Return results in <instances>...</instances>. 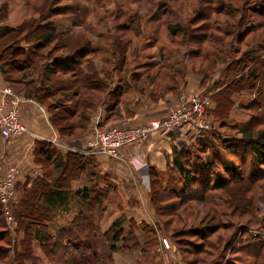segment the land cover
Returning a JSON list of instances; mask_svg holds the SVG:
<instances>
[{"label":"trees","instance_id":"trees-1","mask_svg":"<svg viewBox=\"0 0 264 264\" xmlns=\"http://www.w3.org/2000/svg\"><path fill=\"white\" fill-rule=\"evenodd\" d=\"M138 1L128 0L127 3L130 6V4H136ZM142 1H146L155 8V14L151 15L149 21L150 23L157 22L154 30H151V35L143 40V44L145 42L144 51L146 48H154L159 45L160 29H164L170 38L168 42L172 46L171 50L175 53L174 43L179 46L176 50L184 48V52L180 51L179 53H185L188 60L194 61V68H192L199 75L202 74L203 79H208L214 73L217 64H221L223 59L224 62H227L236 55L241 54V58L238 59L237 63L235 61L230 62V65L237 64L236 67L229 66L225 71V78H228L231 83L228 85L227 90L233 91L232 87L229 86H234L239 82L245 83V86L242 87L248 88V90L254 89L257 82L260 84L261 80L256 68H252L246 74H241L239 73V66L245 64L241 68L243 69L252 64L259 66L261 62L255 54L259 48L264 51V0H193L196 8L187 11L190 14L187 19H184L178 10L185 12L191 0ZM89 2L90 0H71L69 9L72 17L66 20L70 23L69 27L74 26L83 29V35H78L73 40H69L72 32L71 28L64 29L61 23H56L50 19L63 12L54 11L53 4L48 2L47 5L46 0L25 1L26 12H30V19L24 20L16 27L0 29V72L3 80L11 86V81L14 78V81L20 85L21 96L35 100L45 109L49 115L52 128L63 140L78 138L82 135L94 108L99 104V100L104 112H113L122 96L123 86L126 85L131 88V84L127 83L125 79L131 70L126 72L125 68L127 58L131 56L132 24L135 21L134 17H136L135 13L137 12L131 11L134 17L128 18L125 23L118 24L115 33L105 37L112 44L110 46L114 48L115 52L109 53L111 56H108V53H100L103 50L102 45H92V40L86 34L91 29V26L85 23ZM174 2H178L176 5L178 10L175 5L173 7ZM249 6H255L258 11L247 12ZM50 10L52 11L46 14ZM237 12L240 13V17L235 19L234 14ZM126 13L125 10L119 8L116 16L121 17ZM129 14L128 12L127 16ZM167 14L170 18H167ZM246 14H251L252 17H247ZM35 16H37L36 19H34ZM6 18L7 5L3 4L0 7V22H3ZM39 18H43V20L39 22L37 20ZM257 18H260V21ZM250 22L253 25L247 29L245 26ZM234 24L233 32H228L230 29L227 28H232ZM257 32L258 37H263L262 40H259L261 38H258V40L253 39L255 37L254 33ZM56 46L60 49H68V51L66 53H55L48 48H55ZM142 46L134 52L136 57L142 51ZM243 47L245 51H243ZM168 58L166 56L162 57L163 61L160 59L159 61L144 63L142 66L144 73L129 75V78L136 80L137 83L144 81L155 84L157 83L155 79L147 75L154 68L156 73H159L160 70L163 71V74L160 75L162 77L161 81L157 84H161L162 87L167 86L170 92L177 91L183 83L185 77L183 71L186 68L181 67V64H176L177 66L175 63L169 64ZM96 59H99L97 65L94 62ZM134 60L132 59V61ZM196 60L199 63L197 69ZM137 67L139 66H133L132 68ZM236 76H239V78L237 79ZM137 86L139 88L138 84ZM162 87L156 85L155 92H152V94H160ZM134 88L138 90L135 85ZM14 90L17 93L20 92V90ZM224 92L220 94H224ZM218 93L214 94L215 98L220 96ZM97 95H99V99L96 101ZM225 99L227 100L226 97H221L217 104L222 103L225 106ZM258 106L262 108L264 103H256L257 109ZM208 113L214 114L209 109L206 111V114ZM262 123L264 121L256 120L257 125ZM253 128L254 126L250 128L241 127L238 131L241 136L239 140L221 141V145H217L210 140V130L202 129L199 138L189 145H185L186 148L182 152H176L173 158L174 167L176 168L175 173L180 184L185 187H182V189L193 191L194 186L197 184L203 187L201 193L194 196L188 195L185 198L187 193L184 192L185 196L183 198L175 197L177 201H174L173 204H164L165 199L162 198V193L159 194L156 189L150 196L149 204L154 208L153 211H155L157 218L163 215L170 218L182 215L180 217L182 219L181 228H179L178 233L187 235L191 240H194L190 242L191 244L187 243L191 247V252L208 255L207 249L217 251L219 246L223 244L221 249L222 252L226 253L233 242L236 243L234 234H226L225 237L222 234L230 229L218 220L219 215L222 213L218 211L219 205L215 204L218 202L217 197L220 200V205L225 208L226 216L236 218L239 221L241 217L245 216L244 212L247 211L248 215L249 213L250 215L253 214L250 207L254 195L251 194L256 196L257 193L253 188H258L264 195V130L255 131ZM38 145L41 147L40 144ZM44 145L46 153H43L40 148L42 153H39L43 157L39 155L38 158L43 164V178L49 176L50 169L54 167L60 169L59 181L55 183L58 185L55 189H52L49 184L43 181L42 176L39 177L38 175L35 177L30 189L25 191L23 198L17 200L16 204L13 205L14 235L16 237L21 233L24 235L17 246L12 244L8 248L0 247V264H35L37 258L32 252L36 250L41 251L45 259L52 264H115L113 261L114 254L139 247L140 242L130 227L131 220L128 221L129 226H127L126 232L123 224H117L116 222L107 231H103L100 224L104 216L105 193L95 186L81 191L76 196L77 199L74 202L75 212L71 218L64 217L61 219L60 224H55L53 233L42 232L45 229V222L52 224L53 214L51 215L47 204L55 201L66 206L65 199L59 200L61 198L59 193L61 192L62 182L66 184L67 182H64V179L68 181L69 178H78L88 163V157H84L79 151L69 152L64 162L61 157H55V153L52 155L47 146L48 144ZM219 149L229 150L230 154H235V156L240 153L242 155L249 153L250 163L254 166L252 172L257 173V176L260 175L258 180L254 179L252 181L248 177L252 172L246 171L244 166L227 163L222 159L219 160V157L216 156V151ZM89 150L91 151V149ZM189 151L192 156H190ZM241 156H239V159L242 163H245ZM49 159H51V164L48 163ZM196 161L203 165L208 179L202 177L204 171L197 172ZM190 162H194L192 169L189 168ZM217 166L220 171L222 170L223 175L216 172V170L213 173L210 171ZM150 174H152V171ZM244 174H247V176L244 177ZM150 176L151 184L154 181H160L158 175ZM248 180L251 182H247ZM205 183H208V185ZM244 183L248 186L240 192L239 186ZM254 184L257 185L254 186ZM232 185H237L236 191L231 190ZM234 198L238 201H235ZM165 202L167 201L165 200ZM192 202L202 204L199 206H201L205 215L199 220L197 219L195 224L187 226L191 219L190 216L195 215V211L191 208L186 209L188 210L187 214L182 212L180 214L179 211L183 207L189 208ZM242 202L245 204L240 207ZM169 206L170 209L168 210ZM207 218L210 221L205 222ZM2 219L5 222L0 206V220ZM168 222L163 221V226L160 223L159 230L165 236L167 235L168 239H171L177 247L179 243L176 241V232L166 234ZM0 228L2 240L5 241L8 238L6 242L10 241L7 226L3 224L0 225ZM149 232L154 235L151 228ZM211 240H215V242ZM151 241L155 245V239L145 241L142 253L147 251L148 246H151L149 243ZM33 242L38 244V246H35L36 249L32 245ZM240 248L242 251L245 249L250 252L248 256L251 262L246 264H264V242L253 241L247 243L246 248ZM180 250L185 253L181 248ZM199 261L206 262L205 259L198 260L195 258L186 264H197ZM213 264L220 263L214 261Z\"/></svg>","mask_w":264,"mask_h":264},{"label":"rangeland","instance_id":"rangeland-1","mask_svg":"<svg viewBox=\"0 0 264 264\" xmlns=\"http://www.w3.org/2000/svg\"><path fill=\"white\" fill-rule=\"evenodd\" d=\"M26 2H28V0H0V7L3 4L7 5V18L6 20H4L3 22H0V29H5L8 27H16L18 26L21 22H23L24 20H28L30 19V12H26L27 11V6H26ZM47 1V5L48 2L50 4H53L52 7L54 11H62L63 13L60 14H56L52 19L54 22H58L61 23L63 25V28L66 29L70 26V23L67 21L68 19H71L72 14L71 11L69 9V6L71 4V0H46ZM128 0H104V1H100V0H90L89 4H88V15L85 18V23L86 25L91 26V29L88 30L86 32L87 36L89 39L92 40L93 44L92 45H102L101 48H103L102 51H100V53H108V56L110 55L109 53H115L114 52V48H112L110 45H112L111 43L108 42L107 38H105L107 35L109 34H113L115 33V28L118 24H122L127 22L128 18H133L134 14H131L132 12H137L136 17H134V22L132 24V32L133 34H131V56H129L127 58V63H126V72L130 71L132 72V70H134L132 67L133 66H139L137 68H140L147 63H150L151 61H159L161 59V61H163L162 57H166L168 56L169 60L168 63L169 64H173L175 63V65H180L181 67H185L186 70L183 71L184 74V79L187 80L186 78H188L189 82H193V78L196 77L198 83L197 84H191L188 85V87H186V84L183 83L179 86L178 90L175 92H170L168 95H174L173 98H171V101H169L168 98H165L164 95H162V99L164 100L162 102V104H164L166 106L165 110L167 109L168 106H170L172 104V102L177 98L178 101L180 99V95L184 94L185 97L187 96H197V95H202L203 93L206 95H210V97L212 96L211 99V105H210V110L213 111L214 114H209L207 118L202 122L203 125H205L206 130H210L209 133V138L210 140H212L215 144L217 145H221V141H225V140H239L241 138L240 134L238 133V131L240 130L241 127H246V128H250L251 126H254L253 130L258 131V130H264V123L257 125L256 124V120H260V121H264V107L261 108V106H258V109L256 108V103L260 102V103H264V51L259 48L258 52L255 54L257 55L258 59L261 61L259 63V66L257 65H249L246 66L245 68L241 69L243 67V65L245 64H241V66H239V73L241 74H246L247 72H249L252 68H256L258 71V75L260 78V84L259 82H257L254 86V89L252 90H248V88H244L242 86H245V83L243 82H239L236 83L234 86H229L232 87L233 91H228V85H230V81L228 78H225V71L227 70V68L229 66H234L236 67V65H230V62H236L238 61L239 58H241V54L236 55L235 57H233L231 60H228L227 62H224V59L222 60L221 64H217L214 73L209 76L208 79H203V75L202 74H198L197 72H195V70H193L194 68V61L193 60H188L185 56V53H179L180 51L184 52V48H179L180 50H176L179 46L176 45L174 43L173 45V49H175V53L173 52L172 46L171 44L168 42L169 41V37L166 33V31L164 29H160V43L159 45H156L154 48H146V50L144 51V45L145 42L143 44V40H145V37H148V35H151L152 31L154 30L155 24H157V22L155 23H150L149 18L151 17V15L155 14V8H153L151 5H149L146 1H142L139 0L136 4H133L130 6L127 3ZM163 1V0H161ZM178 2H174L173 3V7L175 5V8L178 10V7L176 6ZM46 5V6H47ZM50 6V5H49ZM188 8L186 9L185 12H182L181 10L179 11V14L184 18L187 19L190 17V14L187 12L188 10L191 11L193 8H196V4L194 3L193 0L190 1L189 6H187ZM119 8L125 10L127 13L124 16H116V13L119 11ZM255 6H249L247 9V12L251 13V11L257 10V8L255 9ZM52 9V8H51ZM68 9V10H67ZM52 10H50L49 12H47L46 14L50 13ZM258 11V10H257ZM128 12L130 13L129 16H127ZM138 15V16H137ZM246 16H251V14H246ZM235 19L240 17V13L237 12L236 14H234ZM252 17V16H251ZM37 16H35L34 19H36ZM167 18L168 14H167ZM67 19V20H66ZM259 19V20H258ZM39 22H41L43 20V18H39L37 19ZM258 21H260V18H257ZM37 21V22H38ZM173 21V20H171ZM247 22V20H246ZM60 24V25H61ZM253 24L250 22L249 24H247L245 27L248 29L252 26ZM71 28V27H69ZM233 28H235V24L234 26L231 28H227L230 29L228 30V32H233ZM72 32L70 33L71 35L69 36V40H73L76 36L78 35H83V29H81L80 27H72L71 28ZM152 30V31H151ZM40 33V32H39ZM263 33V32H262ZM255 37H253L254 40H258V32L254 33ZM128 37V36H127ZM263 38V37H262ZM259 39V40H262ZM264 39V38H263ZM54 44V43H53ZM143 44V46H142ZM176 45V46H175ZM140 46H142V51H140V53L136 54L134 53L137 49L140 48ZM165 46V48L163 49V47ZM241 46V45H240ZM49 50H53L55 53H66L68 51V49H60L59 47H55V48H51L48 47ZM46 48V49H48ZM171 50V51H170ZM169 51V52H168ZM243 51H245V48L243 47ZM111 56V55H110ZM135 57V58H134ZM132 59H135L134 61H132ZM196 69L199 67V63L198 60H196ZM95 64H99V59H96ZM193 64V65H192ZM176 65V66H177ZM101 66V64H100ZM193 67V68H192ZM135 70H138L135 68ZM134 70V71H135ZM156 69H152L150 70L149 75L151 78L155 79V82H160L161 81V74H163V71L160 70L159 73H156L155 71ZM158 71V70H157ZM257 74V73H256ZM157 75V76H156ZM163 76V75H162ZM187 76V77H186ZM119 77V76H118ZM236 78L238 79L239 76H236ZM153 79V80H154ZM12 82V87L16 90H20V85H18L13 78ZM116 83V82H114ZM159 87H162L161 84H156ZM10 85L7 86V88L11 91V93L16 96L19 97L20 101L18 102V106L21 102L24 101V99L20 96V94L22 95V92H16ZM114 86V84H113ZM241 86V87H240ZM218 90V91H217ZM162 91V89L160 90V92ZM224 92V94H220L221 92ZM217 92H219L218 94H220V96H217V98L214 97V94H216ZM99 95L96 96V101L99 99L98 98ZM151 97H156V94H151ZM214 97V98H213ZM221 97H226V104L225 106L222 105V103L217 104ZM126 98V96H125ZM159 98V97H158ZM122 101V100H121ZM99 104L94 108L93 112H92V116L88 122V124H91V129H90V133H91V138L90 140H92V130L94 128H98L101 129V127L99 126H95L94 122H95V118L96 116L99 115V113H101L102 115V120L104 121L105 118L108 115V112H103L102 108V104L100 105L101 101L99 100L98 102ZM177 104V103H176ZM175 105H172L169 108H172ZM112 113V112H111ZM168 113V112H167ZM114 114L112 113L111 116H113ZM161 119V118H160ZM159 118H154V120H142L141 121H137L138 123L135 122H130L127 120H123L122 124L125 123H130V124H143V123H150L152 121L155 120H160ZM21 120V119H20ZM22 122V121H21ZM23 123V122H22ZM87 124V125H88ZM113 126H117L116 124H109L106 125V127L104 128H108V127H113ZM87 128V127H86ZM20 137V136H19ZM69 137V136H68ZM3 139V138H2ZM7 140V139H4ZM89 142H87L86 144H88ZM92 144V143H91ZM186 148V146L184 145V147H182L180 149V152H182V150ZM211 152V151H210ZM208 152V153H210ZM96 152H92V154H90L91 156H95ZM217 157H219L218 159H222L224 162L227 161V163H231V164H240L242 166H244V168L246 169V171L248 172H252L253 170V164L250 163V154L246 153L244 155H242L241 153L239 154V152H237V154H239L238 156L231 155L229 150H217ZM190 156H192V153L189 151ZM194 154V153H193ZM242 155V156H241ZM239 156H241V158H243V160L245 161V163H242L241 160L239 159ZM191 159V158H189ZM194 163V162H193ZM190 162V167L192 169V164ZM196 163V170L197 172L200 171H204L202 173V177H207L208 179V175L205 174V170L203 168L202 164H199L197 161ZM2 165V164H0ZM147 167L144 166L143 169ZM10 168H6L5 170H3V165H2V170L0 171V176H4L6 171H8ZM194 169V168H193ZM255 169V168H254ZM216 170V172H219L223 175L222 170L220 171L218 166L216 168H214L212 171V173ZM170 171V170H169ZM169 171H167L165 173L166 178L161 179L158 182L154 181V178L152 176V179L154 181V183L151 184L150 182V173L146 174L148 175L146 180H147V195H148V200L150 202V196H152L154 189H156V191L160 193H162V198H164L167 202H165V200L163 201L164 204L168 203V204H173L175 200V197H179V198H183L185 195L183 194L184 192L187 193V195L185 196V198L189 195H197L200 194L203 187L202 186H198L197 184L194 186L193 191L192 190H186L185 191V187L182 186V184H180L179 180H178V176L177 174H173V173H169ZM257 173L252 172L251 175H248V177H250V179H252V181L255 179L258 180L260 175H256ZM196 175V174H194ZM247 174H244V177H246ZM200 178V177H199ZM250 180H248L247 182H249ZM251 182V181H250ZM206 185H208V183H205ZM257 184H254V186H256ZM236 186L237 185H232L231 186V190L236 191ZM248 186V184H240L239 189L240 192L242 189H245ZM182 187H184L182 189ZM15 189H16V183H15ZM165 189V190H163ZM253 189H255V194H251L254 198L252 206L250 208H252L253 210V214L248 215L247 211L244 212L245 216L241 217L239 219V221L236 218H232V217H228L226 216V211L224 206L220 205V200L218 199V197L216 198V200L219 202H216L215 204H218V211L220 213H222L221 215H219L218 220L221 221V223H224V226H228V231H224L222 234H224L223 236L225 237L226 234L229 235L230 233L235 235V242H233V244L230 246V248H228V251L226 253L222 252V245L221 244L219 246V248L217 249V251L215 249H207L208 250V255H199L196 252H191L190 250V245H187V243H190L191 240L187 235H183L181 233H178L179 228H181V223H182V219L178 216L176 218H170L168 216L163 215L162 217L160 216L159 218L156 217L155 215V211L153 212L154 218L151 220V222L148 221L147 216H144L143 220H139V218H135V219H131V230L133 231V234L135 235V237H137V240L140 242L139 247L137 248H131L130 251H126V252H118L117 255H123V257H118L116 260L119 264H186L187 262L191 261L192 259H198V260H203L205 259L206 262L203 261H199V263L197 264H213L214 261L219 262L220 264H246V263H250L251 259H249L250 257L248 256V254L250 253L248 250L243 249L244 251L241 250L240 247H244L246 248L247 243L256 241V242H264V195L263 193H261V191L254 187ZM16 191V197L10 202V204L8 205V213L11 212V218L12 221L10 223H8L6 221V217L4 214V209L3 206L0 204L2 211H3V215L5 218V222L4 220H0V225H6L8 232L10 234V241L6 242L2 240V235H0V247H6L8 248L9 246H11L12 244H15L16 246L18 245L19 241H21V239L23 238V233H21L19 236H15L14 235V229H15V223L13 222V217H12V208L13 205L16 204L17 202V190ZM230 192V190H229ZM232 194V193H230ZM15 196V195H14ZM232 196V195H231ZM235 201H238L236 198H234ZM243 206L245 203H241ZM202 204H199L198 202H192L188 207H183L180 209V214L181 212L184 214L188 213V210L191 208L193 209V211H195V217H191L190 216V222L189 224H187V226H190V224H195V222H197V219L199 220L200 218H202L205 213L204 211L201 209ZM205 206V205H204ZM247 206V205H245ZM152 208V207H151ZM154 209V208H152ZM168 210L170 209V206L167 208ZM188 209V210H186ZM250 211V210H249ZM10 214V213H9ZM191 215V212H190ZM125 220H129L127 218H125ZM126 221V222H127ZM163 221H169L168 224V228L166 229V234L167 233H171V232H176V241H178L179 246L176 247V245L173 243V241L171 239H168L167 235L165 236L164 233H162L161 230H159V224L161 223V225L163 226ZM210 221L209 218H207L205 220V222ZM160 225V226H161ZM127 226H129V223H127L124 227V231L126 232L127 230ZM102 228V227H101ZM143 228V229H142ZM150 228L154 231V235H152L149 231ZM162 228V227H161ZM166 228V227H165ZM1 229V228H0ZM35 229V228H32ZM105 230V229H104ZM106 231V230H105ZM186 231V230H185ZM1 234V233H0ZM155 239V245L153 243V241L149 242L150 243V247L148 246L147 251L142 253L143 251V244L145 241H149ZM161 242L162 246H163V251L160 252L158 249V242ZM175 241V240H174ZM213 242H215V240H211ZM211 243V242H210ZM191 244V243H190ZM32 245L34 246V248L36 249L35 246H38V244H36L35 242L32 243ZM178 248V249H177ZM180 248L182 249L183 252L182 253ZM35 254L36 258L35 259V264H52L51 262L47 261L44 257V255L42 254L41 251L36 250L35 252H32ZM33 254V255H34ZM35 258V257H34ZM113 261L114 263H116V261L114 260V255H113ZM117 264V263H116Z\"/></svg>","mask_w":264,"mask_h":264},{"label":"crops","instance_id":"crops-1","mask_svg":"<svg viewBox=\"0 0 264 264\" xmlns=\"http://www.w3.org/2000/svg\"><path fill=\"white\" fill-rule=\"evenodd\" d=\"M136 69L138 70L134 69L135 71L132 70L126 75L125 79L127 83L131 84V88L126 85L123 86L122 96L112 112L114 115L111 116L112 113L108 112L105 120L98 124L99 127L104 128L109 124L120 125L123 120L138 123L137 121H141V119L145 121L154 120V118L160 119L166 116L170 109L168 107L178 104V99L176 98L165 110L168 104L166 106L164 105L165 103L162 104L164 101L161 98L162 95L171 101V98L176 93L168 95L170 91L167 86H163L160 94L157 93L156 97H151L150 95L155 92L154 89L157 83L151 84L144 81L137 83L136 80L130 79L129 75H141L144 73L143 67ZM189 77L186 78L187 80L184 79L186 87L198 83L196 77L193 78V82H189ZM134 85L138 90L134 88ZM7 86L0 72V89ZM22 98L24 101L17 107L18 115L23 124L32 133V137L20 136L7 140L0 137V164L3 165V170L8 167L15 169L16 173L13 176L18 200L23 198L25 191L30 189L35 180V177L32 176V171H37L39 177L42 176L43 181L49 184L52 189H55L58 185L55 183L59 181L60 169L55 167L50 169L49 176L43 178V164L38 158L39 155L42 156L40 153H46L44 144H48L47 146L52 155L55 153L54 156L57 158L61 157L64 162L69 152L79 151L84 157H88V163L78 178H69L68 181L64 179V182H67L66 184L64 183L65 185L62 182L61 192L59 193L61 198L59 200L65 199L64 203H66V206L55 201L47 204L51 215L53 214L52 224L45 222V229L42 232L53 233L55 224H60L61 219L64 217L71 218L75 212L74 202L77 199L76 196L91 186L98 187L105 193L103 203L104 216L100 224L103 231H107L116 223H121L125 227L131 219L139 218V220H143L144 216H147L148 221L151 222L154 218V211L149 204L146 191L148 188L146 180L148 175L146 174L152 171L150 175L156 174L160 180L166 178L165 173L169 170V173L176 174L173 158L176 152H180L184 145H189L192 142L189 141L190 133L185 136L175 134L169 136L152 135L141 144L122 149L120 151V159L107 158L98 153H95V156H91L93 149L86 146V143L91 138V124L86 126L87 128L78 138L70 140L60 139L52 128L49 122V115L45 109L33 99ZM0 100H3L1 95ZM9 109L10 107L7 104L6 110ZM101 109L104 110L103 107ZM207 116L208 114L204 118L206 119ZM50 161L51 159H49L48 163ZM146 165L147 167L143 169ZM125 218L129 220L127 221ZM120 256L123 257V255L114 254V260L117 264L119 263L116 259Z\"/></svg>","mask_w":264,"mask_h":264},{"label":"built area","instance_id":"built-area-1","mask_svg":"<svg viewBox=\"0 0 264 264\" xmlns=\"http://www.w3.org/2000/svg\"><path fill=\"white\" fill-rule=\"evenodd\" d=\"M0 137L11 139L19 136L32 137V133L21 122L18 115L19 97L14 96L11 91L5 87L0 89ZM10 109L6 110V105ZM210 95L202 94L197 96L180 95L178 104L168 110L166 116L160 120L143 124H120L108 128H94L92 130V140H89L86 146L93 149V152L101 154L107 158L120 159V151L128 146L141 144L148 137L158 135H187L191 134L189 141L199 138L202 129L206 111L210 108ZM104 112V110H103ZM102 122V115L99 113L95 118L94 125L98 126ZM92 143V144H91ZM2 165H0V171ZM15 169L10 168L4 176H0V204L3 206L6 221H12L11 212L8 213V205L16 197L15 189ZM39 173L32 171V176L36 177ZM15 195V196H14ZM158 249L163 251V246L159 241Z\"/></svg>","mask_w":264,"mask_h":264}]
</instances>
